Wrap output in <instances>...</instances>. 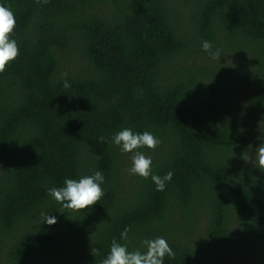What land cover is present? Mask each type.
<instances>
[{"label":"trees","instance_id":"trees-1","mask_svg":"<svg viewBox=\"0 0 264 264\" xmlns=\"http://www.w3.org/2000/svg\"><path fill=\"white\" fill-rule=\"evenodd\" d=\"M0 3L20 49L0 73V264H101L126 227L129 251L165 238V264H264V171L242 158L264 137V0ZM123 128L161 140L140 151L165 190L129 174ZM98 170L93 206L48 195Z\"/></svg>","mask_w":264,"mask_h":264},{"label":"clouds","instance_id":"clouds-1","mask_svg":"<svg viewBox=\"0 0 264 264\" xmlns=\"http://www.w3.org/2000/svg\"><path fill=\"white\" fill-rule=\"evenodd\" d=\"M48 0H37V3H47ZM16 27V17L10 6L0 3V73L7 70L10 62L14 61L20 54L17 41L12 38V34ZM202 50L208 52L213 59H220V51H212L213 45L210 41L204 40L201 44ZM65 87H70L67 81ZM264 132V131H262ZM104 137L99 138L100 142L104 141ZM261 143L249 155L243 153V159L251 162L255 167L264 171V137H258ZM111 142L118 146L123 153H133L132 166L128 169L129 174L139 175L145 179L151 177L156 185L157 191L165 190L167 182L173 178L174 172L168 171L163 177L152 174V158L140 151L142 148L155 150L161 143V140L150 131L142 133L134 132L131 128H123L111 137ZM104 175L102 171H96L92 175H86L80 179L66 178L61 187H51L48 189V195L55 201L60 203L63 208L74 211L85 210L101 200L104 196ZM43 222L53 225L57 222L55 216L41 214ZM129 227H126L120 233V239L125 243H121L113 238L110 251L101 264H165V257L175 258V252L170 247L167 240L163 237L154 239H145L142 241L144 251L136 249L129 251L128 233ZM92 254L97 253L96 248H92Z\"/></svg>","mask_w":264,"mask_h":264}]
</instances>
